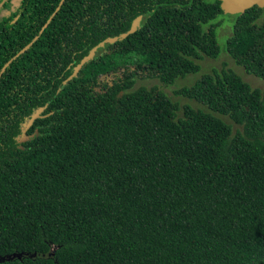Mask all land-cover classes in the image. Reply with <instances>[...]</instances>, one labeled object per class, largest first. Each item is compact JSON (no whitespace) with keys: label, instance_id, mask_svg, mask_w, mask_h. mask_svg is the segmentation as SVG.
<instances>
[{"label":"trees","instance_id":"16d2710c","mask_svg":"<svg viewBox=\"0 0 264 264\" xmlns=\"http://www.w3.org/2000/svg\"><path fill=\"white\" fill-rule=\"evenodd\" d=\"M13 2H0V264H264V88L225 64L178 93L203 108L136 86L220 57L221 0ZM235 17L226 52L264 81V7Z\"/></svg>","mask_w":264,"mask_h":264},{"label":"rangeland","instance_id":"374dc122","mask_svg":"<svg viewBox=\"0 0 264 264\" xmlns=\"http://www.w3.org/2000/svg\"><path fill=\"white\" fill-rule=\"evenodd\" d=\"M210 1L216 2L218 0H210ZM17 3H18V0H14L12 5L16 6ZM5 14H6L5 12H0V17L4 16ZM235 19L236 17L233 15L224 14V15L219 16L214 22L216 25H218L217 30H216V36H217V41L219 43V46L221 48V55L216 60L205 57L200 62L202 66V71L200 74L187 75L185 78L179 79L175 85L171 87H163L159 79H157L152 74L147 73V72L145 73L139 72V79L137 81L136 86H139V85H144L147 87H151L155 85L160 86L175 102L179 103L180 105H190L195 108L197 107L203 108L201 105L197 104L194 100H190L189 98L183 95H180L178 93L185 86H190L194 84L202 74L210 73L214 69L219 70L225 64L227 68H231L234 71H236L245 81L249 82L253 87L264 88V81H262L259 78H256L253 75L247 74L243 68L237 66L234 63V61L231 59V57L226 52L227 40L232 34ZM132 70H134V67H129V68L122 67L118 72L103 76L101 79L105 81H109L111 79L116 78L117 76H122L124 72L128 74ZM224 120L228 123L233 124L228 118L224 117Z\"/></svg>","mask_w":264,"mask_h":264},{"label":"water","instance_id":"95a60500","mask_svg":"<svg viewBox=\"0 0 264 264\" xmlns=\"http://www.w3.org/2000/svg\"><path fill=\"white\" fill-rule=\"evenodd\" d=\"M0 2H1V0H0ZM254 6H259L260 8H263L264 7V0H222L221 1L222 11L225 14L233 15V16L242 15L248 9H250ZM135 26H136V24L133 25V28H135ZM26 48H28V47H26ZM4 69H5V67H4Z\"/></svg>","mask_w":264,"mask_h":264}]
</instances>
